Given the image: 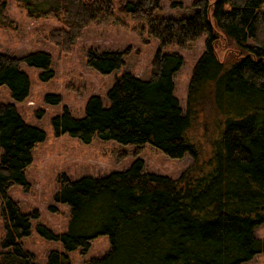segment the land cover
Here are the masks:
<instances>
[{
	"label": "trees",
	"instance_id": "16d2710c",
	"mask_svg": "<svg viewBox=\"0 0 264 264\" xmlns=\"http://www.w3.org/2000/svg\"><path fill=\"white\" fill-rule=\"evenodd\" d=\"M0 0V27L14 22ZM33 17L57 19L47 39L68 54L94 22L113 19L116 0H16ZM120 11L142 21L146 43L160 48L150 77L130 72L116 77L107 104L93 95L85 114L75 117L65 107L53 117L56 135L69 134L85 143L95 137L122 145L151 144L173 159L186 155L192 164L179 176L145 169L137 157L129 167L102 176L71 178L60 174L54 199L70 209L67 230L39 232L60 240L65 251L53 250L46 264H65L68 252L87 251L93 240L107 236L110 249L86 264H243L264 252V239L254 230L264 224V0H195L189 16L159 15L161 0H127ZM204 39L187 89L186 107L175 94V74L184 64L174 47L185 49ZM230 57L221 59L218 46ZM127 51L91 49L87 64L110 74L125 64ZM24 62L54 76L49 52L17 57L0 52V86L14 101L30 93ZM47 102L61 96L48 94ZM217 115L218 136L209 158L189 132L199 116ZM208 124L207 122L205 125ZM223 126V127H222ZM46 132L26 122L14 103L0 104V198L5 235L0 264H38L21 239L30 235L36 210L24 212L9 195L15 185L28 189L26 170L33 149Z\"/></svg>",
	"mask_w": 264,
	"mask_h": 264
},
{
	"label": "rangeland",
	"instance_id": "374dc122",
	"mask_svg": "<svg viewBox=\"0 0 264 264\" xmlns=\"http://www.w3.org/2000/svg\"><path fill=\"white\" fill-rule=\"evenodd\" d=\"M125 1L127 0H116L113 19L103 23H91L68 54L61 53L47 39L50 30L61 26L57 19L30 16L29 9L16 0H8L6 4L5 13L14 23L0 27V52L20 57L37 50L47 51L52 56L51 68L54 71L52 78L44 80L40 68L22 62L20 68L28 74L31 83L30 93L23 102L14 101L9 88L0 86V104L14 103L26 122L46 132L45 141L33 149V161L26 170V178L30 184L28 189L15 185L8 192L18 201L24 212H39V217L32 221L30 235L21 239L24 249L35 255L38 264H46L48 255L53 250L65 251L60 240L48 239L38 230L40 225L57 234L67 230L70 209L54 199L60 174L65 173L74 179L82 176H102L129 167L139 157L143 159L146 170L177 177L193 161L189 155L181 159L170 158L151 144L140 147L122 145L114 140L98 137L85 143L67 133L55 134L52 119L61 114L65 107L73 116L82 117L91 96L100 95L107 104L108 89L116 77L124 72L141 78L150 77L160 43L155 40L145 42L148 37L142 29V21L120 11L119 5ZM194 1L161 0L158 14L189 16L194 12ZM91 49L127 51L125 64L110 74H102L87 64L88 51ZM203 50L204 39L185 49L164 48V51H177L184 58L183 66L175 74V94L182 108L186 107L193 67ZM217 52L221 59L228 60L230 57V53L222 45L217 47ZM48 94L60 95L61 102H47L45 97ZM216 118L215 114L208 115L207 121H204L205 115L201 114L197 124L189 132L190 137L199 144L202 160L209 158L212 140L218 136ZM206 122L208 124L205 125ZM1 205L0 198V249L6 231ZM254 234L259 239H264V224L258 225ZM109 249V238L100 236L92 241L87 251L76 249L68 252L69 259L65 264H86L90 259L104 255ZM243 264H264V252Z\"/></svg>",
	"mask_w": 264,
	"mask_h": 264
}]
</instances>
